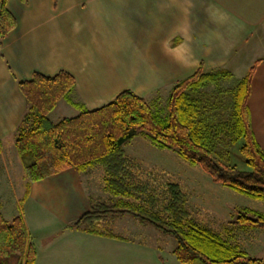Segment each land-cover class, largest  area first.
Wrapping results in <instances>:
<instances>
[{
	"label": "crops",
	"instance_id": "obj_1",
	"mask_svg": "<svg viewBox=\"0 0 264 264\" xmlns=\"http://www.w3.org/2000/svg\"><path fill=\"white\" fill-rule=\"evenodd\" d=\"M6 8L16 26L0 44V185L4 172L22 169L14 142L27 104L18 83L35 73H68L76 103L93 111L124 91L168 92L197 70L240 80L253 67L247 106L264 153V0H6ZM86 177L68 169L23 194L34 264H160L159 248L141 239L158 241L156 232L139 222L105 221L110 235L74 227L95 204ZM1 204L6 221L18 216Z\"/></svg>",
	"mask_w": 264,
	"mask_h": 264
},
{
	"label": "trees",
	"instance_id": "obj_2",
	"mask_svg": "<svg viewBox=\"0 0 264 264\" xmlns=\"http://www.w3.org/2000/svg\"><path fill=\"white\" fill-rule=\"evenodd\" d=\"M15 26L6 0H0V44ZM252 71L253 67L230 91L227 120H221L223 115L216 110L215 102L208 103L202 97L205 87L230 77L226 71L197 70L170 88L164 105L159 104L158 98L148 101L124 91L93 111L71 100L75 81L68 73L60 72L54 77L33 74L30 80L18 83L27 104L14 142L24 174V198L34 182L68 169L84 173L99 166L105 172V189L116 201L91 205L90 211L74 224L75 228L110 235L101 230V222L108 217L131 216L140 224L171 236L175 241L172 255L180 264H264L197 224L187 212L186 196L177 185L169 186L165 217L137 204L140 196H146L151 203L153 197L144 185L134 182L133 163L124 154L126 144L142 134L152 147L174 151L190 166L200 167L215 184L264 203V153L251 131L247 106ZM61 100L78 113L53 123L48 115ZM225 139L241 143L239 151L248 170L217 161L215 144ZM232 225L241 230L264 231V215L241 209ZM34 262L35 252L22 216L6 221L0 213V264Z\"/></svg>",
	"mask_w": 264,
	"mask_h": 264
},
{
	"label": "rangeland",
	"instance_id": "obj_3",
	"mask_svg": "<svg viewBox=\"0 0 264 264\" xmlns=\"http://www.w3.org/2000/svg\"><path fill=\"white\" fill-rule=\"evenodd\" d=\"M262 44H264V38L262 39ZM227 73L230 74V77L218 79L215 85H208L202 90V97L206 102H215L216 110H218L219 114L223 115L221 120L228 119L227 115L228 113L230 114L229 104L231 103L230 91H232L239 80L232 75L231 72ZM137 83L138 82H134L133 84ZM136 86L140 88V86ZM143 92L145 93L143 95L144 97L135 95L148 101L158 98L159 104L164 105L169 91L160 90L158 93L154 92L155 94H153V92ZM74 93L71 95V100L76 103L77 100L74 97ZM204 105L207 106L205 103ZM77 113L75 109L61 100L58 102L55 109L48 115V118L53 123H56L62 118L75 117ZM218 142L219 140L217 144ZM240 147L241 143L234 144L225 139L218 145L215 144L213 153L217 161L229 166H234L238 170L245 171L248 169L245 165L244 158L240 154ZM124 154L125 157L133 163L131 171L134 182L144 185L148 195L153 197V204L148 202L147 197L144 195L137 198V204L139 203L147 210L165 217L164 208L170 200L169 186L177 185L186 196L185 206L187 212L197 224L212 230L230 244L236 245L241 251L247 253L249 257L264 262V231L262 229L241 230L232 225L236 219L237 212L241 209L254 210L264 215L263 202L249 199L226 187L215 184L200 167L190 166L188 163L181 160L174 151L158 150L152 147L142 134L137 135L126 144L124 147ZM20 170L23 172L22 169ZM20 170L18 171L12 168L9 169L8 174L4 172L1 177L2 182L0 185L2 188V190H0V209L1 203L5 202L7 207L10 210L15 209L18 215H22V213L24 214L26 212V199H22L25 192L24 183L22 181L23 173H21V175ZM85 174L87 175L88 191L95 205L116 201L105 189V172L102 167L96 166L90 168ZM129 201L134 202V200ZM25 216H27V213ZM5 217H7L9 221V216L6 215ZM122 217L129 218L125 220H132L135 224L138 222L131 216L108 217L100 223L101 230L110 231L105 227V221ZM141 226L143 225L139 224V230L145 227L146 229H153L156 232L155 234L158 237V241L153 240L152 236H150V238L146 237L141 239H144L146 243L150 242V244L146 245L159 248L162 260L160 264H180L170 253L175 247V241L171 236L161 233L152 226ZM120 234L124 235L123 233ZM129 241L137 240L130 234Z\"/></svg>",
	"mask_w": 264,
	"mask_h": 264
}]
</instances>
